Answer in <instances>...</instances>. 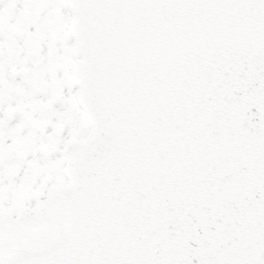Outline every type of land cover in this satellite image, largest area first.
Here are the masks:
<instances>
[{
  "label": "snow or ice",
  "instance_id": "obj_1",
  "mask_svg": "<svg viewBox=\"0 0 264 264\" xmlns=\"http://www.w3.org/2000/svg\"><path fill=\"white\" fill-rule=\"evenodd\" d=\"M0 264H264V0H0Z\"/></svg>",
  "mask_w": 264,
  "mask_h": 264
}]
</instances>
